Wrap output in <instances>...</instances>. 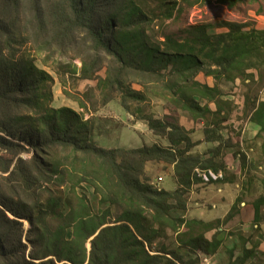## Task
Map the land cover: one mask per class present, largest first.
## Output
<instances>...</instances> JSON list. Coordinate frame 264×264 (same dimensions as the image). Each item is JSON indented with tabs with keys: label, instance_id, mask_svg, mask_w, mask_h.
<instances>
[{
	"label": "trees",
	"instance_id": "1",
	"mask_svg": "<svg viewBox=\"0 0 264 264\" xmlns=\"http://www.w3.org/2000/svg\"><path fill=\"white\" fill-rule=\"evenodd\" d=\"M185 2L0 0V264H201V257H213L221 249L218 226L172 213L185 211V195L204 183L196 170L225 173L224 180L207 184L227 180L225 164L213 158L221 148L239 146L238 139H224L220 125L227 117H220L219 107H210L221 92L206 82L251 79L249 70L264 64V28L219 21L188 26L182 39L164 34L161 41H153L148 35L152 23L171 20ZM241 2L215 0L227 8ZM26 48L46 54L47 60L56 53H74L79 69L60 61L49 68L64 87L66 76L75 82L97 80L101 106L118 94L121 107L128 110L129 102L145 101L148 86L160 84L166 114L142 119L168 146H96L90 118L67 107H51L54 78L23 52ZM103 62L106 72L100 77ZM128 78L140 80L143 92L130 88ZM93 91L86 100H72L89 111ZM63 93L68 95L65 89ZM179 109L204 121V142L219 144L211 151L214 157L204 160L192 153L198 144L181 124ZM215 115L219 117L207 119ZM249 121L263 138L264 162V101L253 105ZM244 154L237 153L242 166L247 162ZM147 164L172 167L174 190L158 189L145 174ZM86 187L104 210L94 212L86 194L77 193ZM113 206L121 213L111 223ZM252 206L258 227L264 198ZM167 229L176 234L175 250L155 244ZM254 251L243 247L241 257L230 264H245Z\"/></svg>",
	"mask_w": 264,
	"mask_h": 264
},
{
	"label": "rangeland",
	"instance_id": "2",
	"mask_svg": "<svg viewBox=\"0 0 264 264\" xmlns=\"http://www.w3.org/2000/svg\"><path fill=\"white\" fill-rule=\"evenodd\" d=\"M190 3L193 5H190ZM180 10L179 14L171 20L165 22L154 21L152 23L151 28L148 29V35L153 41H161L164 34L182 39L184 29L197 24H214L215 22L225 21L249 23L253 27L264 25V0L256 2L243 0L234 8L217 4L215 0H188V2L180 4ZM210 32L219 31L210 30ZM23 52L36 59L37 65L54 78L51 87V107H67L82 115L85 120L89 118L92 120L94 127L93 141L96 146L106 150L118 148L139 149L144 145L151 146L153 144L168 146L165 139L156 137L151 133L146 122L142 119L146 116L163 118L166 114L165 107H168V105L159 97L163 93L160 84L155 89H153L154 86H148L145 90V101L140 104L129 102L128 110L121 107L118 94H115L114 99L108 104L101 106L100 94L95 90L97 80H76L75 82L66 76L67 85L64 87L49 68L53 65V62L60 61L72 63L79 69L81 62L74 57V53L66 52L63 55L56 53L47 60L46 54L40 55L29 48L24 49ZM45 60H47L48 66L43 64ZM102 65L98 72L100 77H104L106 72V64L103 62ZM249 73L253 75L248 80L239 78L234 82H216L210 78L206 82L210 87H216L221 92V96L215 99L218 105L211 103L210 107L212 111L219 107L222 112L220 117H227L226 121L220 125V131L224 139H238L239 146L235 145V148L232 149L221 148L219 155L214 157V153L211 151L216 149L219 144L204 142V121H196L187 111L177 110L181 118V124L190 132L192 141L198 144L192 153L202 156L204 160L214 157L215 162L221 161L226 164L225 171L228 174L224 183L214 185L203 183L192 186L189 193L185 195L187 200L185 211L172 213L173 216L180 215L186 220L196 219L218 226L220 234L217 237L222 240V247L213 257L204 259L201 257V264L237 262V258L241 257L243 247L255 249L253 257L245 264L264 263V206L261 207L258 227L254 225L252 206L257 199L264 198V162L260 154L263 138L258 137L259 128L249 121L253 105L259 101H264V64L258 66L257 70H249ZM140 83V80L134 78L127 79L130 88L143 92ZM73 86L75 89L72 88ZM64 89L69 96L64 95ZM91 90H94L90 101L92 106L89 103L87 104L89 111L80 109L72 98L86 100L85 96ZM164 93L166 94V92ZM211 117L219 116H208L207 119L210 120ZM238 152L246 154L247 162L245 166L241 165L240 157L237 155ZM62 155L69 154L63 153ZM30 156L23 155L21 157L28 159ZM227 166H230V168L227 169ZM172 169V167L164 164H147L144 171L158 189L173 191L175 185ZM222 175L224 178L225 173L222 172ZM158 177L162 178V182L156 185ZM67 191L68 187L63 190V193L66 194ZM77 193L86 194V198L94 212L97 213L106 208L105 205L101 206L99 197L94 194L91 188L86 187L85 190L80 188ZM36 195L41 200L46 196L44 193L40 195L38 192H36ZM234 204H236V209L232 212V217L227 218ZM120 213V208L113 206L110 222H114ZM7 216L12 218L9 214ZM217 222H219V225H216ZM27 227L25 230L29 229L30 224ZM214 233L215 231H212L206 236L211 238ZM244 241L249 242L244 245ZM155 244L156 246L164 245L168 250H175L177 249L176 234L167 229L156 240Z\"/></svg>",
	"mask_w": 264,
	"mask_h": 264
},
{
	"label": "built area",
	"instance_id": "3",
	"mask_svg": "<svg viewBox=\"0 0 264 264\" xmlns=\"http://www.w3.org/2000/svg\"><path fill=\"white\" fill-rule=\"evenodd\" d=\"M196 173L198 174V176L202 179V182L204 183H209L211 181L215 182V181L223 179L222 171L215 173L211 170H208V171L196 170ZM157 180L158 182L156 183V185L162 182V178H158Z\"/></svg>",
	"mask_w": 264,
	"mask_h": 264
},
{
	"label": "crops",
	"instance_id": "4",
	"mask_svg": "<svg viewBox=\"0 0 264 264\" xmlns=\"http://www.w3.org/2000/svg\"><path fill=\"white\" fill-rule=\"evenodd\" d=\"M264 28V25L263 24H261V27H257V28ZM226 165V164H225ZM226 167V166H225ZM230 168V166H227V169H229ZM225 176V175H224ZM223 180H224V178H223ZM216 182V181H215ZM224 182H226V181H224ZM224 182H217V183H212L211 185H214V184H218V183H224ZM196 186H198V185H196ZM221 191V190H220Z\"/></svg>",
	"mask_w": 264,
	"mask_h": 264
}]
</instances>
